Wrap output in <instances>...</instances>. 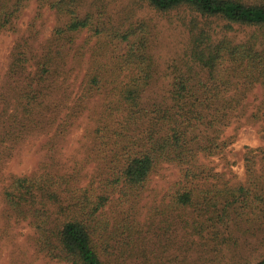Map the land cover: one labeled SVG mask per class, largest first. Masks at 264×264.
<instances>
[{
	"label": "trees",
	"instance_id": "16d2710c",
	"mask_svg": "<svg viewBox=\"0 0 264 264\" xmlns=\"http://www.w3.org/2000/svg\"><path fill=\"white\" fill-rule=\"evenodd\" d=\"M24 1L16 0L15 10ZM42 1L55 11L59 23L38 53L30 54L22 42L11 53L0 85L1 143L20 140L47 125L60 128L68 124L71 112L80 110L77 99V105L68 104L69 88L75 83L63 72L81 31L94 26L97 34L105 32L109 40L125 42L126 48L111 62L92 51L77 85V98L81 89L82 98L105 96L93 148L106 161L102 167L106 175L99 181L106 185L84 186L76 174L48 171L15 175L3 187L7 210L35 228L40 252L71 264H108L96 237L102 227L98 213L110 198L108 190H138L162 164L175 163L182 171L175 203L198 205L210 220L222 223L225 243L236 241L251 220L264 222V144L245 152L246 183L220 180L199 161L201 155L219 153L227 144L224 128L241 99L234 90L247 82L264 89V2L137 0L158 12L184 9L190 14L181 17L186 43L170 66V87L162 97L150 99L147 91L157 70L148 21L119 17L103 21L100 28L94 1L90 6L87 0ZM0 8L8 13L5 5ZM220 21L225 25L217 32L214 23L219 26ZM235 25L248 26L252 32L232 39L227 33L235 31ZM99 188L104 190L97 192ZM247 264H264V256Z\"/></svg>",
	"mask_w": 264,
	"mask_h": 264
},
{
	"label": "rangeland",
	"instance_id": "374dc122",
	"mask_svg": "<svg viewBox=\"0 0 264 264\" xmlns=\"http://www.w3.org/2000/svg\"><path fill=\"white\" fill-rule=\"evenodd\" d=\"M94 5L96 24L117 21L119 17L146 20L151 26L156 77L149 86L148 98H160L169 89L170 66L186 43V28L181 17L189 18L184 9L163 13L137 0H87ZM262 3L264 0H247ZM16 0H1L0 8V85L8 68L15 45L26 44L30 54L38 53L53 35L59 23L55 11L42 0H26L15 10ZM15 10V11H14ZM11 11H14L10 14ZM130 19V20H131ZM215 30L224 27L214 23ZM227 33L232 39L246 38L252 32L248 26L235 25ZM125 42L109 40L105 32L97 34L88 28L76 36L75 47L65 69L71 86L68 104L77 105L68 124L58 127L47 125L16 141L0 142V264H71L53 259L38 250L35 228L28 220L9 213L2 198L3 187L15 175L35 172L70 173L79 176L80 185L93 182L100 185L106 173L105 159L93 148L98 112L104 107V95L76 97L77 85L88 69L92 51H99L104 62H111L114 54H122ZM79 51V52H76ZM241 97L234 108L231 121L224 128L226 146L219 153L201 155L200 163L212 168L220 180L237 185L248 180L244 155L247 148L264 144V89L257 83H241L234 90ZM75 99L78 100L77 104ZM64 113H62V116ZM175 163L159 165L144 187L138 190L109 189L110 198L98 213L102 227L97 233L98 251L108 264H247L264 256V229L262 219L247 223L235 241L224 242L221 224L209 219V214L198 205L175 203L176 184L182 178ZM215 181V180H214ZM105 188V187H104ZM104 189H97L100 192ZM253 218V216H251ZM260 227V228H259ZM259 230V231H258ZM103 247L110 253H106Z\"/></svg>",
	"mask_w": 264,
	"mask_h": 264
}]
</instances>
